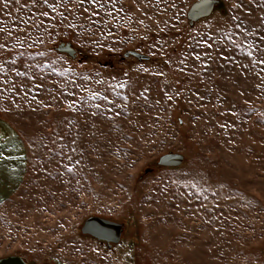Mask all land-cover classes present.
<instances>
[{
    "label": "rangeland",
    "instance_id": "374dc122",
    "mask_svg": "<svg viewBox=\"0 0 264 264\" xmlns=\"http://www.w3.org/2000/svg\"><path fill=\"white\" fill-rule=\"evenodd\" d=\"M196 1L50 0L53 19L31 0H0V258L264 264V0H220L191 25ZM168 152L183 164L157 166ZM94 215L124 223L122 241L82 234Z\"/></svg>",
    "mask_w": 264,
    "mask_h": 264
},
{
    "label": "water",
    "instance_id": "95a60500",
    "mask_svg": "<svg viewBox=\"0 0 264 264\" xmlns=\"http://www.w3.org/2000/svg\"><path fill=\"white\" fill-rule=\"evenodd\" d=\"M204 4L203 10L198 12L197 15L193 16L192 12L197 5ZM221 4L220 0H198L191 4L188 8L187 19L189 24L194 25V23L202 20L203 18H207L211 16L217 7ZM55 50L58 53H64L70 56L72 59L77 57V50L73 47L70 42H61ZM125 57H135L137 60L144 62L150 59L149 55L142 54L135 50H128L125 53ZM185 160L184 154L178 152H168L164 153V155L160 156L156 162V165L159 167H172L177 168L182 165ZM152 168H147L145 173L148 174L152 171ZM125 230L124 223H120L110 218L107 219L105 217L94 215L88 217L81 224V233L84 235H88L93 239L100 241L101 243H105L109 248L113 244H118L122 241V235ZM0 264H31L27 261V259L18 255H10L7 257L0 258Z\"/></svg>",
    "mask_w": 264,
    "mask_h": 264
},
{
    "label": "snow or ice",
    "instance_id": "6c2138e0",
    "mask_svg": "<svg viewBox=\"0 0 264 264\" xmlns=\"http://www.w3.org/2000/svg\"><path fill=\"white\" fill-rule=\"evenodd\" d=\"M86 2L89 5H95L97 7V9H105L106 8V4L107 3H111V0H71L72 4H77V5H80V6L84 5ZM4 3H5V7H7L8 3H9V0H4ZM31 6L38 7V8L39 7H44L46 9H48V10L42 11L40 13V16L44 17V18H53V19H54V17H50V13H56L57 12V7H58L56 2H50V0H31ZM59 6L64 7L65 9H67L71 5L69 3V0H60ZM203 8H204V4L197 5L194 8V10H193L192 15L193 16L197 15L198 12L203 10ZM92 15L98 17L100 15V12L99 11L93 12ZM59 16L61 18H64L65 17V12H59ZM21 23H24V22L21 21ZM43 23H44V21L41 20V24H43ZM92 23H94V24L95 23H103V21L97 22V21L94 20V21H92ZM29 24L32 27H36L35 21H29ZM70 26L71 27H75V25H70ZM12 27L15 28V27H17V25L13 24ZM237 27H239V25H237ZM37 31H39V29H37ZM8 35L11 36V32H9ZM245 40H247V37H245ZM16 43L17 44H21V42L19 40L16 41ZM198 43L207 44L208 42H207V40H202V41H199ZM260 43H261V45H264V39H262ZM22 46L23 45L21 44V47ZM208 46L211 47V45H208ZM7 47H8L7 43L0 44V48H7ZM237 47H239V44H237ZM41 55H43V54L41 53ZM248 55L252 56L253 53L249 52ZM260 55L264 56V48L260 49ZM197 59H199V56H197ZM225 59H227V57H225ZM258 63L264 64V59H260L258 61ZM25 67L27 69L28 66L26 65ZM37 67H39V65H37ZM12 70L15 71V68H13ZM5 71H6V69H5L4 64L2 62H0V72H5ZM25 74L26 73H18V75H25ZM125 86L126 85L123 84V83H117L114 87L115 88H124ZM109 90L111 91L113 89L110 88ZM89 98H91V99L100 98V99H102V101H107L108 103H113L112 101L109 100V97L107 95H103L102 96L101 93H93V94H91V96ZM125 99H127V97H125ZM169 99H171V97H169ZM66 103H68L69 108H71L73 111L77 110V108H76L77 102L76 101H66ZM105 107H107V105H105ZM96 108L98 110H100V111H103L102 109H100V105H96ZM79 110L80 111H86L87 109L83 105H81ZM96 114H98V113H93V115H96ZM114 115L118 116V115H120V113L116 112V113H114ZM73 143H75V141H73ZM64 147H69V146L68 145L62 146L61 151L58 153V155L64 156V153H63V148ZM70 150L72 152L76 151L75 148H70ZM3 156H4V153L2 151H0V157H3ZM64 159L67 160V161H72L73 157L68 155V156H64ZM76 163H79V161L77 160ZM65 166H66V168L68 169L69 172L73 171V165L71 163H68Z\"/></svg>",
    "mask_w": 264,
    "mask_h": 264
},
{
    "label": "flooded vegetation",
    "instance_id": "af4514ba",
    "mask_svg": "<svg viewBox=\"0 0 264 264\" xmlns=\"http://www.w3.org/2000/svg\"><path fill=\"white\" fill-rule=\"evenodd\" d=\"M28 261V260H27ZM29 262V261H28ZM29 263H31V262H29ZM31 264H33V263H31Z\"/></svg>",
    "mask_w": 264,
    "mask_h": 264
}]
</instances>
